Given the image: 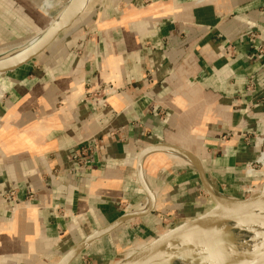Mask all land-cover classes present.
<instances>
[{
    "label": "crops",
    "instance_id": "0c3cea01",
    "mask_svg": "<svg viewBox=\"0 0 264 264\" xmlns=\"http://www.w3.org/2000/svg\"><path fill=\"white\" fill-rule=\"evenodd\" d=\"M13 1L0 0L3 43ZM87 2L39 57L0 75V264H60L128 216L66 263L108 264L212 207L209 190L241 199L264 185V0ZM216 223L173 247L172 264L234 227ZM156 241L134 251L140 264Z\"/></svg>",
    "mask_w": 264,
    "mask_h": 264
},
{
    "label": "water",
    "instance_id": "95a60500",
    "mask_svg": "<svg viewBox=\"0 0 264 264\" xmlns=\"http://www.w3.org/2000/svg\"><path fill=\"white\" fill-rule=\"evenodd\" d=\"M87 3V0H70L67 9V18L64 22L55 27L53 30L49 31L47 34L45 33L41 35L35 43L27 44L21 49L16 50L14 52L0 55V75L16 71L21 67L28 65L37 57H39L44 51H46V49H48L54 43V41L60 36V34L69 29L74 24V22L80 17L82 12L84 11ZM179 150L183 151L181 149ZM187 155L194 160L198 167H200L197 162V159L193 155H191L190 153H187ZM209 192L213 201V206L207 209L205 212L201 213L197 217L188 219L180 224L173 225L172 227L168 228L167 230L161 233H156L150 237L144 239H136L132 241L129 245L121 249L117 253V255H115L108 262V264H140L141 259L132 255L134 251H136L140 246L149 243L153 240H163L165 243H168L170 246H173L181 238L190 234L200 233L210 228L214 222H217L220 219L230 217L225 216V213H230L232 215L240 213L257 206L264 201V185L256 193L241 199L216 195L210 190ZM127 219L128 216H124L108 228H105L102 231L90 236L88 239L78 245L74 250L68 253L60 264H66L68 260L73 257V255L77 253L83 246L100 237L111 227H114L121 221Z\"/></svg>",
    "mask_w": 264,
    "mask_h": 264
},
{
    "label": "bare ground",
    "instance_id": "6f19581e",
    "mask_svg": "<svg viewBox=\"0 0 264 264\" xmlns=\"http://www.w3.org/2000/svg\"><path fill=\"white\" fill-rule=\"evenodd\" d=\"M52 5V0L45 1V7L50 8ZM65 9L57 21L51 26L45 27L46 29L42 31L41 35L47 34L66 20L68 6ZM39 37L30 44L35 43ZM262 155H264V152ZM260 159L264 160L262 156ZM224 215L230 217L220 219L217 222H231L234 227L230 229V233L225 232L219 238L220 240H216L213 237H210V239L201 238L196 242V245H191L190 248L195 249L201 247L210 248L205 250V254L200 253L194 264L199 262L208 264H264V201L249 210L233 215L230 213H225ZM213 224L218 223L214 222ZM198 234L187 235L173 246L163 240H159L160 242L156 241L144 251L145 260L142 264H172L177 256L183 252L181 249L171 252L172 248L178 246L181 240L188 237L198 238Z\"/></svg>",
    "mask_w": 264,
    "mask_h": 264
},
{
    "label": "rangeland",
    "instance_id": "374dc122",
    "mask_svg": "<svg viewBox=\"0 0 264 264\" xmlns=\"http://www.w3.org/2000/svg\"><path fill=\"white\" fill-rule=\"evenodd\" d=\"M13 3L14 4L12 12L10 14L5 13V15H7V17H9L11 20L9 24H7L6 28L8 31H10L12 40L9 43L0 42V55L14 52L17 47H20L24 44L27 45L30 42L28 40H31L33 38L36 39L37 37H39L42 34L40 32H42L47 27L51 26L59 18L60 14L63 13L65 6L69 3V0H52L53 5L50 8L45 7L44 0H30V3L32 5L31 10L26 7L25 1L21 3L20 0H14ZM2 5L3 4H0V8L4 7ZM25 14H29V16H31L32 14V16H37V14H41L43 15V17H35L37 18L35 25L27 19ZM0 16H4V9L1 10ZM43 25L46 28L44 27V29L37 33L39 30L38 27ZM2 30H4V28ZM262 158H264V155H262ZM261 161L264 162V160ZM224 223L227 226L231 224V222ZM191 249L189 250V253L196 252V249L194 251Z\"/></svg>",
    "mask_w": 264,
    "mask_h": 264
},
{
    "label": "built area",
    "instance_id": "2783aa9c",
    "mask_svg": "<svg viewBox=\"0 0 264 264\" xmlns=\"http://www.w3.org/2000/svg\"><path fill=\"white\" fill-rule=\"evenodd\" d=\"M91 152H93V148L90 146L84 147L82 153H77L74 155V159L78 160V162L83 166V160L81 155L88 156Z\"/></svg>",
    "mask_w": 264,
    "mask_h": 264
}]
</instances>
